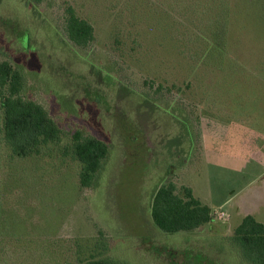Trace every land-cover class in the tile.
Listing matches in <instances>:
<instances>
[{
  "label": "rangeland",
  "instance_id": "1",
  "mask_svg": "<svg viewBox=\"0 0 264 264\" xmlns=\"http://www.w3.org/2000/svg\"><path fill=\"white\" fill-rule=\"evenodd\" d=\"M67 6L94 26L85 47L65 35ZM1 59L61 137L10 156L0 108V264H247L227 236L245 214L264 222V0H0ZM239 120L257 133L237 136ZM76 130L109 148L88 188L64 151ZM166 176L228 219L159 230Z\"/></svg>",
  "mask_w": 264,
  "mask_h": 264
},
{
  "label": "trees",
  "instance_id": "2",
  "mask_svg": "<svg viewBox=\"0 0 264 264\" xmlns=\"http://www.w3.org/2000/svg\"><path fill=\"white\" fill-rule=\"evenodd\" d=\"M65 14L67 39L78 47L87 46L93 39L92 26L79 17L72 6L65 8ZM25 82L22 70L7 60H0L1 134L3 144L13 157L41 154L44 146L58 142L61 137V130L46 108L24 96ZM108 150L107 144L98 138L78 130L72 133L64 151H68L78 165V179L82 187L88 188L93 184ZM150 215L154 225L166 233L192 231L212 219L210 207L194 197L191 189L172 182L157 187L152 195ZM234 241L242 247L251 264H264V224L250 215L245 216L235 228ZM83 264L126 262L90 254Z\"/></svg>",
  "mask_w": 264,
  "mask_h": 264
},
{
  "label": "flooded vegetation",
  "instance_id": "3",
  "mask_svg": "<svg viewBox=\"0 0 264 264\" xmlns=\"http://www.w3.org/2000/svg\"><path fill=\"white\" fill-rule=\"evenodd\" d=\"M35 1H37V0H35ZM74 10V9H73ZM76 13V12H75ZM80 17V16H79ZM81 18H83V17H81ZM83 19H85V18H83ZM86 20V19H85ZM91 26H92V28H93V39H94V26L92 25V23H90L88 20H86ZM92 39V40H93ZM91 43V42H90ZM185 85V94H187V95H189V91H188V87H189V85H190V83H186V84H184ZM175 87V86H174ZM178 90H180V87L178 88ZM174 93H176L177 95L178 94H180V93H178V91H177V87L174 89ZM191 99H192V97H191ZM182 100H183V104H180V108H181V110H180V112L182 111L183 112V116L185 117V119H187V120H190V124L191 123H193L194 125L195 124H198V123H200L199 122V120H201V119H199V117L195 114L196 113V110H195V107H196V100H195V103L193 102H190V101H187L186 99H184V98H182ZM194 107V108H193ZM211 109H214V108H211ZM177 110H178V108H177ZM179 111V110H178ZM173 113V112H172ZM174 114V113H173ZM49 115H50V113H49ZM56 122V121H55ZM171 123V122H170ZM56 124H57V122H56ZM58 125V124H57ZM58 127H59V125H58ZM60 129V128H59ZM77 131V130H76ZM79 131V130H78ZM176 130H175V128H174V130L172 131V133L171 134H168L167 135V139H169V138H172L173 136H176ZM91 136H93V135H91ZM93 137H95V136H93ZM95 138H97V137H95ZM99 139V138H98ZM99 140H101V139H99ZM103 141V140H102ZM184 141V143L186 142L185 140H183ZM182 141V142H183ZM104 142V141H103ZM170 141H168V143H169ZM106 143V142H105ZM107 144V143H106ZM107 146H108V144H107ZM109 149V148H108ZM150 151V150H149ZM168 182H170L169 181V179H167V176L166 177H164V179L157 185V187L158 186H160L161 184H163V183H168ZM157 187L155 188V190L157 189ZM155 190H154V192H155ZM154 192H153V194H154ZM152 199V198H151ZM202 202V201H201ZM203 203V202H202ZM205 204V203H204ZM151 206V205H150ZM211 209V208H210ZM217 212H223V215H222V217H218L217 216ZM211 214H212V219H213V217H215L216 219H218V220H227L228 219V217H229V215H228V213H226L224 210H219V211H212V209H211ZM247 215H250V216H252L255 220H256V218L253 216V215H251V214H245V215H243L242 216V218H241V220H240V222L242 221V219L245 217V216H247ZM212 219L208 222V223H205V224H203L201 227H199V228H197V229H201L204 225H208L209 226V224H210V222L212 221ZM152 220V219H151ZM256 221H258V220H256ZM153 222V221H152ZM239 222V223H240ZM258 222H260V223H262V224H264V222H261V221H258ZM238 223V224H239ZM154 224V223H153ZM238 226V225H237ZM236 226V227H237ZM214 226H209V228H213ZM235 227V228H236ZM235 228L232 230V232L230 233V235L229 236H227L228 237V239H229V241L231 242V246H234L233 247V251L234 252H236L237 253V255H238V257H240V258H242V260L245 262V263H247V264H251L249 261H248V259L246 258V255H245V253H244V250L242 249V247L237 243V242H235L234 241V234H235ZM160 230V229H159ZM195 230V229H194ZM193 231V230H192ZM180 232H189V231H180ZM176 233V232H175ZM179 233V232H178ZM233 261H235V260H233Z\"/></svg>",
  "mask_w": 264,
  "mask_h": 264
},
{
  "label": "crops",
  "instance_id": "4",
  "mask_svg": "<svg viewBox=\"0 0 264 264\" xmlns=\"http://www.w3.org/2000/svg\"><path fill=\"white\" fill-rule=\"evenodd\" d=\"M242 121H244V120L236 121L237 126H235V130H236L237 136H239L240 138H243V137L247 138L248 137L247 134H250L249 138L253 137L254 132L255 133H257V132L254 131V128L250 127L249 125L242 123ZM262 138H264V137H262ZM225 201H226V199L224 201H222V203H220V205L224 204Z\"/></svg>",
  "mask_w": 264,
  "mask_h": 264
},
{
  "label": "built area",
  "instance_id": "5",
  "mask_svg": "<svg viewBox=\"0 0 264 264\" xmlns=\"http://www.w3.org/2000/svg\"><path fill=\"white\" fill-rule=\"evenodd\" d=\"M222 215H223V212H217L218 217H222Z\"/></svg>",
  "mask_w": 264,
  "mask_h": 264
}]
</instances>
